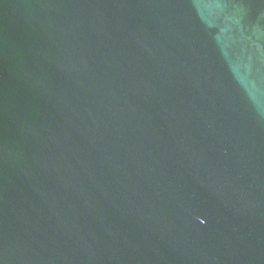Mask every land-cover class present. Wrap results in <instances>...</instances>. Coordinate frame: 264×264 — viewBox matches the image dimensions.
Returning a JSON list of instances; mask_svg holds the SVG:
<instances>
[{
  "label": "water",
  "instance_id": "water-1",
  "mask_svg": "<svg viewBox=\"0 0 264 264\" xmlns=\"http://www.w3.org/2000/svg\"><path fill=\"white\" fill-rule=\"evenodd\" d=\"M0 264H264V0H0Z\"/></svg>",
  "mask_w": 264,
  "mask_h": 264
}]
</instances>
